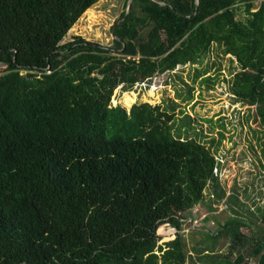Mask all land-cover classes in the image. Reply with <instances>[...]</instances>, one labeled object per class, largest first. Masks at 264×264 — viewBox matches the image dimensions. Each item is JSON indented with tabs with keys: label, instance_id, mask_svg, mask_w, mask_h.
Wrapping results in <instances>:
<instances>
[{
	"label": "trees",
	"instance_id": "1",
	"mask_svg": "<svg viewBox=\"0 0 264 264\" xmlns=\"http://www.w3.org/2000/svg\"><path fill=\"white\" fill-rule=\"evenodd\" d=\"M97 1L0 0V264H190L185 213L210 183L226 196L221 161L189 136L193 119L181 106L197 79L209 88L219 80L221 66L210 75L214 64L202 65L213 53L237 62L229 90L264 127V0H132L111 45L63 42ZM188 64L186 96L113 104L119 86ZM259 211L256 227L234 215L207 229L209 248L195 247L193 264H264ZM165 223L176 239L161 245ZM223 236L228 247L217 251Z\"/></svg>",
	"mask_w": 264,
	"mask_h": 264
},
{
	"label": "rangeland",
	"instance_id": "2",
	"mask_svg": "<svg viewBox=\"0 0 264 264\" xmlns=\"http://www.w3.org/2000/svg\"><path fill=\"white\" fill-rule=\"evenodd\" d=\"M260 2L261 0H256L255 4L259 6ZM128 3L129 0H98L74 23L63 42L81 35L85 39L111 45L115 37L113 27L118 23L121 13L128 9ZM239 6L241 8L238 16L244 18V4L240 3ZM208 64L212 66L214 64L210 75H215L217 67L221 66L222 74L219 80L209 88L208 83L200 84L197 79L194 98L190 102H182L181 106L193 119L189 127V136L196 137L212 147L221 161L218 174L220 186L226 190V196L224 198L214 196L215 185L210 183L205 190L204 200L185 213L189 218L187 220L191 221L183 225L181 234L190 264L195 260L192 256L196 253L195 247L209 248L210 240L205 233L207 229L216 231L234 215H240L245 223L256 227L253 222L259 219V207L264 206V127L256 116V107L236 101L229 90L227 80L231 77L230 69L236 66L237 62L232 61L229 55L217 57L213 53L202 63L204 67ZM195 67L188 64L172 72L158 74L149 85L137 84L129 91H123L119 86L114 91L113 104L121 103L127 109L134 102L169 104L178 93L181 96L187 95L186 81L193 83L191 77L194 75ZM176 113L177 127L181 123L182 114L179 113V109ZM233 195L244 203L239 204L231 197ZM228 196L231 197L230 200H227ZM249 208L251 210H248ZM242 229L247 231L246 227ZM158 233L160 235L158 244L163 245L176 239V229L169 223L161 225ZM226 239V236L222 237L217 251L225 252L228 247ZM156 252L160 255L163 253L160 250ZM248 257L242 264L257 263L256 259ZM161 263L162 259H159L158 264Z\"/></svg>",
	"mask_w": 264,
	"mask_h": 264
},
{
	"label": "water",
	"instance_id": "3",
	"mask_svg": "<svg viewBox=\"0 0 264 264\" xmlns=\"http://www.w3.org/2000/svg\"><path fill=\"white\" fill-rule=\"evenodd\" d=\"M131 4H132V0H129L128 8L131 6Z\"/></svg>",
	"mask_w": 264,
	"mask_h": 264
},
{
	"label": "built area",
	"instance_id": "4",
	"mask_svg": "<svg viewBox=\"0 0 264 264\" xmlns=\"http://www.w3.org/2000/svg\"><path fill=\"white\" fill-rule=\"evenodd\" d=\"M141 85H147V83H141Z\"/></svg>",
	"mask_w": 264,
	"mask_h": 264
}]
</instances>
